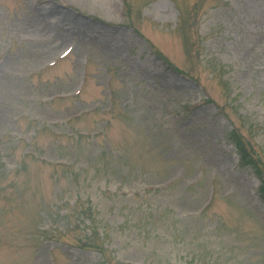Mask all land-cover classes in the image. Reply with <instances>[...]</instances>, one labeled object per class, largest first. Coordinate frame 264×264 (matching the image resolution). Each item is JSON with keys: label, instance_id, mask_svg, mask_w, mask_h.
<instances>
[{"label": "rangeland", "instance_id": "374dc122", "mask_svg": "<svg viewBox=\"0 0 264 264\" xmlns=\"http://www.w3.org/2000/svg\"><path fill=\"white\" fill-rule=\"evenodd\" d=\"M262 178L264 0H0V264H264Z\"/></svg>", "mask_w": 264, "mask_h": 264}, {"label": "trees", "instance_id": "16d2710c", "mask_svg": "<svg viewBox=\"0 0 264 264\" xmlns=\"http://www.w3.org/2000/svg\"><path fill=\"white\" fill-rule=\"evenodd\" d=\"M228 140L231 142V144H233L235 146V149L237 151V154L239 156L240 159V163L243 166H248L251 168V170H254L255 173L259 176V172L256 171V162L254 160H251L252 158L248 157L249 153L247 152V148L245 149V146L243 145L240 136H238V132L236 131V129H233L229 135H228ZM262 188V198L264 200V179H261V185ZM81 222H79L80 224ZM82 224V223H81ZM94 234V232H92L91 236L83 241V245L87 246L89 244L92 243L93 241V237L92 235Z\"/></svg>", "mask_w": 264, "mask_h": 264}]
</instances>
